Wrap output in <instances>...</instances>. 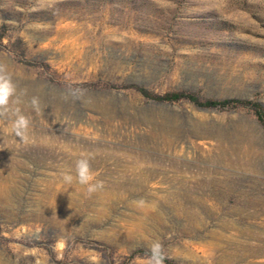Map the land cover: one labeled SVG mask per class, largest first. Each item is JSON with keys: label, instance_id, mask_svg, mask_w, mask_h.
Wrapping results in <instances>:
<instances>
[{"label": "rangeland", "instance_id": "obj_1", "mask_svg": "<svg viewBox=\"0 0 264 264\" xmlns=\"http://www.w3.org/2000/svg\"><path fill=\"white\" fill-rule=\"evenodd\" d=\"M0 61L31 120L0 121V264H264V124L133 88L264 111V0H0Z\"/></svg>", "mask_w": 264, "mask_h": 264}, {"label": "clouds", "instance_id": "obj_2", "mask_svg": "<svg viewBox=\"0 0 264 264\" xmlns=\"http://www.w3.org/2000/svg\"><path fill=\"white\" fill-rule=\"evenodd\" d=\"M19 104L20 99L13 75L9 71L8 64L0 61V121L9 123V131L26 143L29 139L31 120L24 114L18 106ZM31 107L37 112L41 111L39 97H32ZM90 159V155L77 159L74 165V174L72 170L61 172L64 183L72 184L75 181L84 186L89 195L102 190L104 187L103 181L96 179V174L91 168ZM138 203L142 204L143 201ZM149 252L150 255L146 260V264H165L167 257L163 244L159 240L150 245Z\"/></svg>", "mask_w": 264, "mask_h": 264}, {"label": "trees", "instance_id": "obj_3", "mask_svg": "<svg viewBox=\"0 0 264 264\" xmlns=\"http://www.w3.org/2000/svg\"><path fill=\"white\" fill-rule=\"evenodd\" d=\"M142 96L147 99L155 101H165V102H175L179 100H188L194 105L202 108L218 109V110H228V109H238L242 107L249 108L257 120L264 124V111L262 110L260 104L252 100L234 99V98H224V99H201L197 94L192 92H168L164 94H153L149 92L146 88L141 86H134ZM135 254V253H134ZM132 254L131 256H133ZM139 255L149 256V250L138 251ZM130 256V257H131ZM165 264H176L173 260H165Z\"/></svg>", "mask_w": 264, "mask_h": 264}, {"label": "bare ground", "instance_id": "obj_4", "mask_svg": "<svg viewBox=\"0 0 264 264\" xmlns=\"http://www.w3.org/2000/svg\"><path fill=\"white\" fill-rule=\"evenodd\" d=\"M2 169H3V167H2Z\"/></svg>", "mask_w": 264, "mask_h": 264}]
</instances>
